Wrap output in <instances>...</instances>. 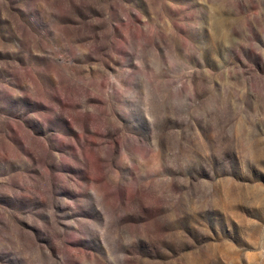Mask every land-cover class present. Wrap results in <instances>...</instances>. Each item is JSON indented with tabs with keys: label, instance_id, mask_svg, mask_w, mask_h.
Instances as JSON below:
<instances>
[{
	"label": "rangeland",
	"instance_id": "374dc122",
	"mask_svg": "<svg viewBox=\"0 0 264 264\" xmlns=\"http://www.w3.org/2000/svg\"><path fill=\"white\" fill-rule=\"evenodd\" d=\"M0 264H264V0H0Z\"/></svg>",
	"mask_w": 264,
	"mask_h": 264
}]
</instances>
